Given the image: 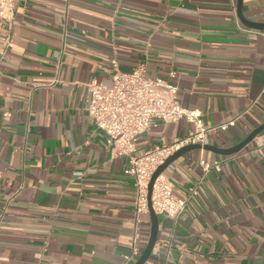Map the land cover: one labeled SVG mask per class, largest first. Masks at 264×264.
<instances>
[{"label": "crops", "instance_id": "0c3cea01", "mask_svg": "<svg viewBox=\"0 0 264 264\" xmlns=\"http://www.w3.org/2000/svg\"><path fill=\"white\" fill-rule=\"evenodd\" d=\"M236 5L15 0L0 18V264H133L148 241L130 157L194 125L155 119L117 154L86 111L91 80L142 67L175 82L180 105L213 128L205 144L220 149L264 122V30ZM241 13L264 23V0H242ZM200 158L219 169L204 173ZM163 175L177 197L195 193L177 219L157 215L144 264H264V130L234 154L190 150Z\"/></svg>", "mask_w": 264, "mask_h": 264}, {"label": "built area", "instance_id": "2783aa9c", "mask_svg": "<svg viewBox=\"0 0 264 264\" xmlns=\"http://www.w3.org/2000/svg\"><path fill=\"white\" fill-rule=\"evenodd\" d=\"M14 8L15 0H0V18L10 20ZM145 72L142 67L129 72L115 69L110 84L96 80L86 83L89 93L86 111L96 127L106 134L107 143L117 154L128 153L132 139L147 130L155 119L174 122L183 118L194 125L183 138L170 144L154 146L141 155L130 157L129 173L134 179L137 215L148 212L147 189L155 169L178 148L190 143L205 144L208 133L213 130L204 126L199 111L180 105L175 82L150 77ZM175 73L171 70L168 74L173 78ZM199 164L204 173L211 169L218 170L220 165L219 162L209 163L204 158L199 159ZM194 193L195 187L183 198L177 197L172 183L161 173L153 184L151 205L157 215L175 220ZM137 255L138 250L134 246L125 262L135 260Z\"/></svg>", "mask_w": 264, "mask_h": 264}, {"label": "water", "instance_id": "95a60500", "mask_svg": "<svg viewBox=\"0 0 264 264\" xmlns=\"http://www.w3.org/2000/svg\"><path fill=\"white\" fill-rule=\"evenodd\" d=\"M241 3L242 0H237V5H236V12L237 15L240 19V21L251 28L258 29V30H264V23H255L250 20H247L246 18L243 17L241 13ZM264 130V122L257 126L255 129H253L242 141L237 143L236 145L225 148V149H220L213 147L208 144H203L200 145L198 143H190L187 145H184L177 150H175L171 155H169L163 163H161L153 172L151 175L150 181L148 183V189H147V200H148V212L150 216V233L148 237V241L140 254V256L137 258V260L133 264H144L145 261L148 259L149 255L151 254L153 247L155 245L156 239H157V234H158V216L155 213V211L152 208L151 205V192L153 189V184L155 182V179L157 176H159L163 171L166 169V167L171 164L174 160H176L178 157L183 155L184 153L194 150V149H203V150H211L216 153L220 154H234L237 153L239 150H241L249 141H251L256 135H258L260 132Z\"/></svg>", "mask_w": 264, "mask_h": 264}]
</instances>
